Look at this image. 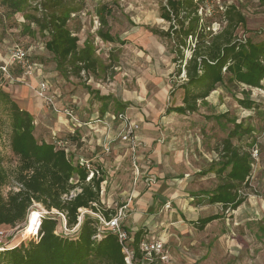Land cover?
<instances>
[{
    "label": "rangeland",
    "instance_id": "rangeland-1",
    "mask_svg": "<svg viewBox=\"0 0 264 264\" xmlns=\"http://www.w3.org/2000/svg\"><path fill=\"white\" fill-rule=\"evenodd\" d=\"M198 3L201 22L210 25L213 32L223 27L226 8L235 5L246 17L245 24L240 25L236 31L238 39L249 38L254 42L264 40V0H199ZM101 4L111 7L112 13L108 16L107 25L100 23L95 29L93 16ZM165 5L167 0H64L63 6L75 7L68 25L78 34L79 46L90 42L95 48L99 58V67L95 73L85 70L77 72L70 66V62L64 68H57V62L45 44L48 31L41 30L33 18H42L49 11L44 0H26L23 10L17 13H11L0 5V63L10 46L19 44L26 49L30 48L31 61L43 65V74L52 87L65 97L66 104L73 100H77V105L80 104L77 110L83 120H88V117L96 120L106 111L125 113L131 117L132 113L141 111V108L152 102L157 91L154 90V76L158 77L160 85L156 88L164 89L160 91V107H154V117L159 118L155 130L158 139L155 142L160 143L166 157H172L170 162L173 160L172 171L168 174L169 178H175V184L174 189H169L168 193L175 190L179 194L178 198L193 197L191 202L199 204L197 207H203L201 211H218L223 215L202 230L187 221H181V229L186 231L179 234V237L173 235V241L170 237L166 247L191 261L203 256L202 259H206L209 264H264V80L262 89L243 87L250 89V98L257 104L251 114H247L240 103L244 96L242 87L225 84H219L208 98L199 103L195 112L166 113L168 107L181 104L184 89L180 85L186 77L184 71L178 73L179 61L174 60L177 57L175 40L163 35L173 22L162 17ZM100 29L109 30L117 40L110 42L102 39L98 35ZM150 29H156L157 33ZM195 42L194 38H188L187 45L182 48L186 57L191 55ZM11 73L18 76L21 69L14 65ZM37 80L29 77L26 81L11 82L0 74V84L17 99L19 105L24 98L34 97L36 93L33 87ZM145 89H148L147 93L141 94ZM166 91L167 97L164 99L162 93ZM104 95L109 98L100 99ZM37 108L38 113L34 115L37 138L55 141L53 127H56L59 116L65 115H57L46 104L45 108H41L40 104ZM1 118L4 120L0 125V151L7 171L13 176L19 160L10 147L9 119L3 114L0 102ZM101 118L108 120V124L93 121L92 124H96L91 129L93 133L84 135L85 142L79 141L72 153L75 158L78 155L90 159L99 168L104 178L101 184L102 203L105 208L116 211L134 198V188L137 183H142V178H135L133 155L131 161L129 157L119 159V155L125 154L119 146L120 142H124L119 135L120 121L108 119L107 116ZM240 122L244 127L252 128V133L232 134L235 123ZM87 127L82 128V133L88 132ZM63 134L64 138L68 137L65 131ZM112 136L115 138L111 139ZM227 138L243 151L257 149L259 160L253 165L248 183L240 186L239 195L243 203L237 209L224 210L222 204H210L209 196L220 182V176L216 173L219 166L216 160L220 159L219 151ZM109 140L112 142L109 151H106L104 145ZM96 153L104 156L105 161L100 166H97L100 161ZM170 165L164 164L163 160L158 170L167 172ZM17 186L11 179L3 192L6 194L10 188ZM164 191L167 192V189ZM32 209L28 220L21 224L0 225V248L36 238L37 231L27 233L29 222L32 223L31 215L37 219L41 215L57 212H47L37 204ZM157 211L159 225L154 226V234H165L167 238L170 233L168 228L177 230L175 225L169 224L172 219L170 214L172 211L178 214L170 201L159 205Z\"/></svg>",
    "mask_w": 264,
    "mask_h": 264
},
{
    "label": "trees",
    "instance_id": "trees-1",
    "mask_svg": "<svg viewBox=\"0 0 264 264\" xmlns=\"http://www.w3.org/2000/svg\"><path fill=\"white\" fill-rule=\"evenodd\" d=\"M198 1L167 0V5L163 6L162 17L173 21L163 35L175 40L177 57L174 60L179 61L178 73L184 71L186 77L180 85L184 89L182 105L169 107V111H197L199 101L205 100L219 84L242 87L244 96L240 103L250 108L254 105L249 95L250 89L243 87L263 86L264 40L238 39L236 31L245 24L246 17L235 5L226 8L223 27L213 32L210 25L201 22ZM25 4L26 0H0V5L11 13L23 10ZM44 4L49 11L42 18H33L41 30L48 31L45 44L53 54L57 68H64L70 62L77 72L85 70L95 73L99 58L93 44L85 42L80 47L77 33L68 25L75 7L63 6L64 0H44ZM97 12L102 24L107 25L112 9L101 4ZM152 31L157 33L156 29ZM98 34L106 41L117 40L109 30L100 29ZM189 37L196 42L191 55L186 57L182 48L187 45ZM108 98V95L100 96L103 100ZM0 102L3 114L9 119L10 147L19 160L11 176L0 151V225L16 226L28 220L35 204L47 212L57 211L56 214L41 215L30 224L27 233L37 231L36 238L0 249V264H128L118 235L108 229L99 231L97 215L109 219L117 212L105 208L102 203L103 175L95 174L87 180L88 172L58 144V141L74 136L68 133L65 139H38L34 115L22 108L1 84ZM252 131V128L244 127L240 122L235 123L231 133L243 132V135ZM222 156L216 172L224 182L216 187L209 200L221 202L224 209H232L243 201L239 188L248 183L252 173V156L250 151L235 148L229 138L225 140ZM11 179L18 186L10 188L5 194L3 188ZM81 210L88 212L80 217ZM217 217L210 215L201 218L198 225L203 227ZM64 225L70 230L69 233L63 229ZM141 236L140 231L134 236L133 246L136 249Z\"/></svg>",
    "mask_w": 264,
    "mask_h": 264
},
{
    "label": "crops",
    "instance_id": "crops-1",
    "mask_svg": "<svg viewBox=\"0 0 264 264\" xmlns=\"http://www.w3.org/2000/svg\"><path fill=\"white\" fill-rule=\"evenodd\" d=\"M111 8V7H110ZM83 14H85V12H83ZM93 21H94V26L95 29L99 27L100 23H102L100 16L98 15V12L96 10L95 15L93 16ZM108 24V23H107ZM152 31V29H150ZM99 31V30H98ZM153 32V31H152ZM155 33V32H154ZM75 34V33H73ZM78 35V34H77ZM99 35V34H98ZM101 37V36H100ZM102 38V37H101ZM103 39V38H102ZM29 79V77H27ZM34 79V77H31ZM27 80V79H26ZM263 83V82H262ZM160 85V80L158 79V77L154 76V90L157 89V91L155 92V96L152 99V102L148 105L146 104L145 107L141 108V111L137 112L135 111L134 113H132L133 115L131 116L132 120L137 121L140 124V130L137 131V138H138V142L140 143L137 146L136 152L133 154L131 152V148H130V143L128 141H124V142H120L119 146L121 148H123L125 151L123 155H119V159H121L122 157H129V160L131 161V155L136 156V160H137V164H138V170L137 168H135L134 164H133V172L135 174V178H142V183H137L136 187L134 188V192H133V197L130 199L129 203H126L125 205H123L121 208L123 209V212L125 213V217L122 220V226L127 229L132 235L135 236L136 232H141L142 236L141 239L146 237V238H156L159 240H162L164 242L165 245V249L166 252L169 254V261L165 262L163 264H209L206 262V259H202L203 256L193 259L192 261L189 260V258H183L180 256V254L173 250L172 252L166 247V244L168 243V241H170V237H172V241L175 240V237H179V234L185 232L186 230L184 229V231H182L181 227V221L183 222H188L190 225L195 226L197 228H200L201 230L204 229L208 224L212 223V222H216L217 220H219L220 218H222V214L219 213L218 211H214L212 213H206L205 211H201V209H203V207H197L199 206V204L191 202V200H193V197H189L188 199L186 198H178L179 194L177 195L174 191H171L170 193H168V190L173 188L174 189V184H175V178H169V172L172 171L171 167L173 164V160H171L170 162V158L172 159V157L168 158L166 157L163 153H162V146L160 145L159 142H155L157 141L156 139H158V134H156L155 130L156 128H158L159 125V118L154 117V107H160V91H163V87L161 88H156L157 86ZM246 88H249L248 86H244ZM167 88V87H166ZM254 88V87H252ZM250 88V89H252ZM257 89H262V87H257ZM51 91L55 93L56 96V105L57 107H63L64 105H66V99L65 97H62V94L58 92V90H55L53 87L51 88ZM148 89L143 93H147ZM34 97L29 98H24L20 103V106L22 108H25L27 110H29L33 115L37 114L38 112V106L39 104L41 105V108H45V104L43 103L42 99L35 95H33ZM184 96V95H183ZM162 97L165 99L167 97V91L164 93H162ZM209 97V96H208ZM206 97V98H208ZM156 99V104H154ZM71 99V98H70ZM183 100V98H182ZM164 101V100H163ZM162 101V102H163ZM201 102V100L199 101V103ZM44 104V105H43ZM242 104V103H241ZM80 105V104H78ZM76 105V115L79 119V122H74L72 119L68 118L67 116H59V120H57L58 122L56 123V127H53V137H55L56 139L59 137H63V131H65V133H71L72 139H68L63 140L66 141L68 146H69V150L71 153L72 158L74 159V155H73V151L75 150V148L78 146L79 141L85 142L84 140V135L88 136V133H93L91 131V129L94 128V126L96 124H92V122L94 121L93 117H88V120H83L80 113H79V109L77 110V106ZM181 104L177 105L180 106ZM243 105V104H242ZM257 104L254 102V105L250 108L245 107V111L247 112V114H251L252 110L256 109ZM126 106V105H125ZM173 107V106H171ZM54 112H56L55 110H53ZM107 112V113H106ZM105 113H102V115H99L100 117H105L109 114V111H106ZM170 112H178V111H169V107L166 109V113H170ZM180 113V112H178ZM56 114L58 115L59 113L56 112ZM184 114V113H182ZM109 119V118H108ZM36 122V120H35ZM88 126V132L82 133V128ZM119 128H121L120 123H119ZM115 136H112L111 139H114ZM228 139V138H227ZM226 140V139H225ZM225 140H224V144L222 146V149L219 148V160H216L217 162L223 160V154H224V146H225ZM230 140V138H229ZM231 141V140H230ZM233 146L237 149L241 150L239 147H237L233 141H231ZM251 156H252V151H250ZM95 156H98L99 159V164H97V166H100V163H104V156H100L98 153H96ZM213 157V156H211ZM80 158H84L82 156L75 158L76 163H78V160ZM87 159V158H85ZM211 159V158H210ZM90 160V159H88ZM164 160V164L167 165H171L169 166L168 169H166L167 172L164 171H160L158 170V167L161 163H163ZM91 161V160H90ZM133 162V161H132ZM255 163V159L252 156V160H251V165H252V170H253V165ZM220 165V164H219ZM217 173V172H216ZM154 174L157 176H154ZM218 174V173H217ZM219 175V174H218ZM220 176V175H219ZM149 177H153L155 178L154 182H150L149 181ZM104 181V180H103ZM102 181V182H103ZM222 182H224V180L222 179V177H220V182L217 184V186L219 184H221ZM216 186V187H217ZM213 188V191L216 189ZM167 189V192H165L164 190ZM240 189V188H239ZM102 191V190H101ZM180 191H178L177 193H179ZM213 193V192H212ZM164 194H166L164 196ZM212 195V194H211ZM172 202V205L175 207V210L177 212L178 215H175L174 211H172V213L170 214V218H172L169 222V224H173L175 225V227H177V230H170L169 228L167 229V231L169 230L170 233L167 236V238L163 235L161 236H156L154 234V226H158V220L156 219L158 215L157 211V207L161 204H163V202ZM210 204H222L221 202H210ZM243 203V201L236 207V208H232V209H237L238 207H240V205ZM177 205H179V208L177 207ZM223 206V204H222ZM206 208V207H204ZM224 209V208H223ZM225 210V209H224ZM118 211V210H116ZM210 215H217L219 217L211 220L210 222H208L206 225H204L203 227H200V225H198L199 219L204 218V217H208ZM166 217V215H165ZM174 235V236H173ZM215 235V234H214ZM140 239V240H141ZM216 264V263H215Z\"/></svg>",
    "mask_w": 264,
    "mask_h": 264
},
{
    "label": "built area",
    "instance_id": "built-area-1",
    "mask_svg": "<svg viewBox=\"0 0 264 264\" xmlns=\"http://www.w3.org/2000/svg\"><path fill=\"white\" fill-rule=\"evenodd\" d=\"M14 65H17L21 69V74L18 76H13L11 73V68ZM0 73L6 76L11 82L16 80L26 81L27 77H34L38 79L37 84L33 87V89L36 95L43 100L46 106L55 110L57 113L64 114L74 122H79L75 111L77 100H73L71 103L66 104L63 107H57L55 93L51 91L52 84L43 74V65L38 62L31 61L30 48L26 49L19 44L10 46L5 58L0 63ZM108 118L120 121L121 128L119 135L123 141H128L130 143L131 152L134 154L137 146L140 144L137 138V130L140 126L139 123L132 120V118L127 114L120 112L116 114L109 113ZM94 121H100L106 125L108 124V120H103L100 116ZM111 142L112 141L109 140L108 143L104 145L106 151H109V145ZM58 144L64 147L66 152L70 153L69 146L66 141H58ZM252 156L255 159V162L259 160L257 149L252 151ZM136 159V156H133V164L138 170ZM78 165L83 167L88 172L87 180H90L95 174L100 173L99 168L94 166V164L88 159L80 158L78 160ZM148 179L150 182L155 181V178L153 177H149ZM81 212L83 215V210H81ZM97 216L100 222L99 231L108 229L118 235V239L122 245V250L125 254V260L128 264H163L169 261V254L166 252L165 245L162 240L144 237L140 240L138 249L134 248V235L122 226V220L125 217V213L122 208H120L116 214L111 216L109 219H106L102 215ZM64 229L65 232L70 231L65 225ZM97 236L100 235L98 234Z\"/></svg>",
    "mask_w": 264,
    "mask_h": 264
},
{
    "label": "bare ground",
    "instance_id": "bare-ground-1",
    "mask_svg": "<svg viewBox=\"0 0 264 264\" xmlns=\"http://www.w3.org/2000/svg\"><path fill=\"white\" fill-rule=\"evenodd\" d=\"M30 220H31L32 223L35 222L36 221L35 216L34 215H31L30 216ZM32 223L29 222V224H32ZM27 232H28V230H27Z\"/></svg>",
    "mask_w": 264,
    "mask_h": 264
},
{
    "label": "water",
    "instance_id": "water-1",
    "mask_svg": "<svg viewBox=\"0 0 264 264\" xmlns=\"http://www.w3.org/2000/svg\"><path fill=\"white\" fill-rule=\"evenodd\" d=\"M29 216V215H28Z\"/></svg>",
    "mask_w": 264,
    "mask_h": 264
}]
</instances>
